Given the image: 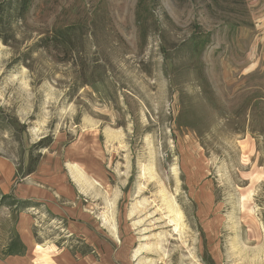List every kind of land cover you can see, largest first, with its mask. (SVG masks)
<instances>
[{"label":"rangeland","instance_id":"rangeland-1","mask_svg":"<svg viewBox=\"0 0 264 264\" xmlns=\"http://www.w3.org/2000/svg\"><path fill=\"white\" fill-rule=\"evenodd\" d=\"M138 2L34 0L0 37L10 264H264V0Z\"/></svg>","mask_w":264,"mask_h":264},{"label":"trees","instance_id":"trees-1","mask_svg":"<svg viewBox=\"0 0 264 264\" xmlns=\"http://www.w3.org/2000/svg\"><path fill=\"white\" fill-rule=\"evenodd\" d=\"M34 0H0V37H2L3 33H6L14 22L24 19L25 15L30 11ZM143 0H139L137 4V8L140 7ZM54 43L56 47H60L64 50L69 49L70 46L74 47V30L73 29H65L59 30L55 33ZM33 171L29 170L28 174H31ZM12 247L10 246L7 249V253L12 251Z\"/></svg>","mask_w":264,"mask_h":264},{"label":"crops","instance_id":"crops-1","mask_svg":"<svg viewBox=\"0 0 264 264\" xmlns=\"http://www.w3.org/2000/svg\"><path fill=\"white\" fill-rule=\"evenodd\" d=\"M14 237H12L8 242H0V264H10L12 263V261H14L13 259H15L16 257L22 256L21 252L19 251H14V249H12V251H10V253H7V249L9 246V243L12 241ZM16 241H14L13 243H15ZM17 244V243H16ZM16 244H12L16 245Z\"/></svg>","mask_w":264,"mask_h":264},{"label":"bare ground","instance_id":"bare-ground-1","mask_svg":"<svg viewBox=\"0 0 264 264\" xmlns=\"http://www.w3.org/2000/svg\"><path fill=\"white\" fill-rule=\"evenodd\" d=\"M78 174V173H77Z\"/></svg>","mask_w":264,"mask_h":264}]
</instances>
